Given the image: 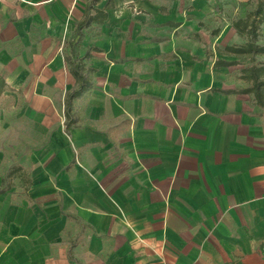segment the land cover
Returning a JSON list of instances; mask_svg holds the SVG:
<instances>
[{
	"label": "crops",
	"instance_id": "0c3cea01",
	"mask_svg": "<svg viewBox=\"0 0 264 264\" xmlns=\"http://www.w3.org/2000/svg\"><path fill=\"white\" fill-rule=\"evenodd\" d=\"M91 1L0 0V264H264V109L225 51L254 3L100 0L67 114Z\"/></svg>",
	"mask_w": 264,
	"mask_h": 264
},
{
	"label": "trees",
	"instance_id": "16d2710c",
	"mask_svg": "<svg viewBox=\"0 0 264 264\" xmlns=\"http://www.w3.org/2000/svg\"><path fill=\"white\" fill-rule=\"evenodd\" d=\"M100 0H92L88 6V12L86 19L80 23L77 27V35L79 39L72 42V69L77 79L78 86L67 95V114L70 110L71 101L87 91L91 85V81L86 71V67L81 62L77 61L74 48L79 45L83 36L82 30L90 26L92 23H103L107 18L108 14L105 10H98L94 8V5ZM220 0H216V10L220 8ZM254 3V9L248 12L244 19H239L235 22L234 26L241 35H245L247 42L241 46H227L225 51L232 53L240 57H248L253 65L246 69V77L252 81V85L245 89L247 93L254 95V98L259 106L264 109V66L256 64V56L264 54V45L258 43L259 40V29L264 23V0H251ZM222 64L227 62L222 61ZM4 86V82L1 83Z\"/></svg>",
	"mask_w": 264,
	"mask_h": 264
},
{
	"label": "rangeland",
	"instance_id": "374dc122",
	"mask_svg": "<svg viewBox=\"0 0 264 264\" xmlns=\"http://www.w3.org/2000/svg\"><path fill=\"white\" fill-rule=\"evenodd\" d=\"M219 28L216 27H210V28H203V31L208 32L207 34H211L213 31L218 30ZM259 40L258 43L260 45H264V23L260 26L259 29ZM246 36L245 35H241V39H239L240 44H237L239 46L244 45L246 40ZM241 60H247L248 57H241ZM256 64L257 65H263L264 66V54L258 55L256 56ZM2 72L0 73V86L2 83ZM11 99V95L10 94H1L0 93V140L2 141V138L4 137V133L8 132V128L7 125L5 124V121L7 118H9L11 116L10 111V101Z\"/></svg>",
	"mask_w": 264,
	"mask_h": 264
}]
</instances>
